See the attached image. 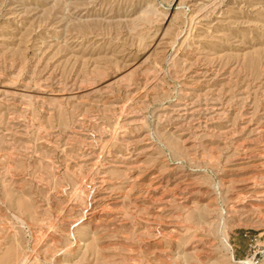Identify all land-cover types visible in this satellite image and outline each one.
<instances>
[{
  "label": "rangeland",
  "instance_id": "374dc122",
  "mask_svg": "<svg viewBox=\"0 0 264 264\" xmlns=\"http://www.w3.org/2000/svg\"><path fill=\"white\" fill-rule=\"evenodd\" d=\"M264 264V0H0V264Z\"/></svg>",
  "mask_w": 264,
  "mask_h": 264
},
{
  "label": "bare ground",
  "instance_id": "6f19581e",
  "mask_svg": "<svg viewBox=\"0 0 264 264\" xmlns=\"http://www.w3.org/2000/svg\"><path fill=\"white\" fill-rule=\"evenodd\" d=\"M12 264V263H11Z\"/></svg>",
  "mask_w": 264,
  "mask_h": 264
}]
</instances>
